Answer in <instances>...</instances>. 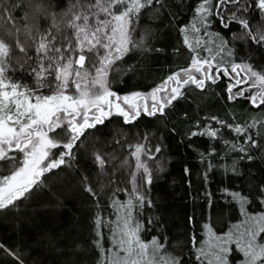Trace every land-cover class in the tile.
<instances>
[{"label": "snow or ice", "instance_id": "obj_1", "mask_svg": "<svg viewBox=\"0 0 264 264\" xmlns=\"http://www.w3.org/2000/svg\"><path fill=\"white\" fill-rule=\"evenodd\" d=\"M154 3L163 7L162 0H68L66 7L56 11L59 5L52 0H20L14 4L23 10L19 22L12 8L0 9V211L15 207L42 187L46 174L74 160V149L83 143L82 138L113 116L126 125L142 115L163 116L174 101L184 98L187 88L203 91L208 83L216 84L222 78L229 81L225 88L228 101L244 99L254 108L264 106V69L237 62L233 47L235 42H243L264 48V0H197L189 23L178 28L182 46L191 54L188 65L147 92L120 95L114 91L110 76L119 71V62L143 47V38L136 41L133 33L142 13ZM252 19L258 23H251ZM217 21L230 39L210 30ZM49 22L50 27L41 31L40 25ZM232 24L238 26L236 31ZM14 49L27 58L24 64H35L28 70L31 84L10 75L15 71L11 64ZM205 119L241 137L239 144L224 143L230 144L231 151L244 153L241 159H253L247 153L260 148L256 137L264 136V118L235 125L216 116ZM258 125L261 130L250 134ZM196 127L199 130L190 131L189 138L216 140L221 131L208 123L201 126L199 120ZM129 147L134 158L130 187L121 189L127 199L111 200L114 219L105 220L99 210L93 217V244L99 252L96 264H182L181 257L167 251V237L163 242L159 236L142 237L151 229L138 216L146 206L152 207L142 189L152 184L153 177L142 159L145 145ZM60 148L63 151L57 155L54 150ZM160 151L155 148L156 153ZM215 151L201 153V159ZM94 161L102 172L104 157L97 152ZM81 184L84 191L98 196L87 176L81 178ZM224 191L239 204L244 219L223 234L205 223L202 231L206 239L198 244L192 236L195 259L199 264H233L229 257L235 264H264V186L255 197L262 206L255 213L248 211L252 204L248 195ZM96 206L99 209L98 200ZM152 222L147 220L148 225ZM105 227L110 234L107 248L103 243ZM8 254L23 264L14 252Z\"/></svg>", "mask_w": 264, "mask_h": 264}, {"label": "trees", "instance_id": "obj_2", "mask_svg": "<svg viewBox=\"0 0 264 264\" xmlns=\"http://www.w3.org/2000/svg\"><path fill=\"white\" fill-rule=\"evenodd\" d=\"M19 2L0 0V9L12 8V14L19 22L23 10L14 8ZM52 2L59 5L54 9L59 11L67 6L68 0ZM162 3L163 7L154 3L142 13L133 39L140 41L143 38V47L134 49L119 62V71L110 76L112 89L120 95L147 92L189 63L191 54L182 46L178 28L189 23L197 0H162ZM251 23L258 21L252 19ZM48 27L50 22L41 24L40 30ZM231 27L233 31L238 29L236 24ZM210 30L230 39L229 32L222 29L218 21ZM233 47L237 62L247 61L257 70L264 69V48L243 42H235ZM28 54L34 56L32 51ZM26 59L14 49L11 64L15 71L10 75L31 84L28 70L35 64L33 61L24 64ZM21 64H24L23 69ZM228 82L222 78L216 84L208 83L203 91L187 88L184 98L174 101L163 116L142 115L130 125L113 116L90 130L86 138H82L83 143L74 149V160L46 174L44 185L27 199L0 211V245L3 246L0 264H19L9 251L14 252L23 264H96L99 252L93 244L96 239L93 217L99 210L105 220L114 219L115 209L109 207L111 200L127 199V193L121 189L130 187L129 172L134 158L130 155L133 148L129 146L137 144L145 145L142 159L153 177L152 184L142 189L152 201V207L146 206L138 216L151 229L142 237L150 240L159 236L162 242L167 237L170 254L181 257L182 264H199L195 259L192 236L195 235L200 244L206 239L202 231L205 223L217 234H223L231 225L244 219L239 204L225 189L248 195L252 200L247 206L250 213L262 208L255 197L264 186V136L256 137L260 148H252L247 153L253 159H241L245 154L231 151L230 144L226 145L224 141L239 144L242 138L221 128L215 121L205 119L216 116L235 125L264 118V106L254 108L244 99L228 101L225 91ZM198 120L201 126L208 123L221 129L219 137L216 140L204 136L189 138L190 131L199 130L196 127ZM260 130L258 125L250 130V134ZM157 147L161 149L159 153L155 152ZM212 148H215V154L202 160L200 154H207ZM61 151L62 148L54 150L57 155ZM97 152L106 160L102 172L94 161ZM125 161H128L127 165ZM204 173H207L206 177ZM83 176L88 177V182L98 193L96 198L84 191ZM149 218L153 221L151 225L147 224ZM102 231L107 248L110 234L107 227ZM229 259L235 264L232 257Z\"/></svg>", "mask_w": 264, "mask_h": 264}]
</instances>
